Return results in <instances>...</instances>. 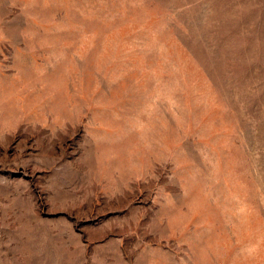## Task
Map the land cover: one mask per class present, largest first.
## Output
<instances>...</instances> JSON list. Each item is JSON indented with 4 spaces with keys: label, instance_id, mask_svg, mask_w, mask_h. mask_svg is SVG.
<instances>
[{
    "label": "rangeland",
    "instance_id": "1",
    "mask_svg": "<svg viewBox=\"0 0 264 264\" xmlns=\"http://www.w3.org/2000/svg\"><path fill=\"white\" fill-rule=\"evenodd\" d=\"M0 264H264V0H0Z\"/></svg>",
    "mask_w": 264,
    "mask_h": 264
}]
</instances>
